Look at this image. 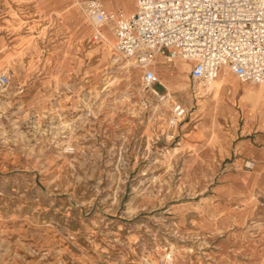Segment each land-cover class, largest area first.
<instances>
[{
    "label": "rangeland",
    "instance_id": "obj_1",
    "mask_svg": "<svg viewBox=\"0 0 264 264\" xmlns=\"http://www.w3.org/2000/svg\"><path fill=\"white\" fill-rule=\"evenodd\" d=\"M85 1L0 0V264H264V192L213 189L246 133L264 135V92L226 68L207 90L155 57L187 110L170 128L136 63L112 61L111 29L92 43Z\"/></svg>",
    "mask_w": 264,
    "mask_h": 264
},
{
    "label": "built area",
    "instance_id": "obj_2",
    "mask_svg": "<svg viewBox=\"0 0 264 264\" xmlns=\"http://www.w3.org/2000/svg\"><path fill=\"white\" fill-rule=\"evenodd\" d=\"M81 5L92 24L91 40L99 41L111 25L118 50L135 60L142 87L159 102L167 90L153 70L155 57L189 63V77L203 86L223 68L242 83L264 84V0H136L129 15L107 12L99 0ZM7 82L0 75V85ZM171 103L168 126L176 128L187 110Z\"/></svg>",
    "mask_w": 264,
    "mask_h": 264
},
{
    "label": "crops",
    "instance_id": "obj_3",
    "mask_svg": "<svg viewBox=\"0 0 264 264\" xmlns=\"http://www.w3.org/2000/svg\"><path fill=\"white\" fill-rule=\"evenodd\" d=\"M40 1L42 2L43 0H40ZM99 1L103 4L104 9L107 12L123 13L124 15H129L135 9L136 0H99ZM77 16L78 15L76 13L69 15L70 18L71 17L76 18ZM69 17L68 15L65 16V18L67 19L65 24L71 27L74 24V21L72 19H69ZM105 27L111 29V25L109 24L106 25ZM90 37H91V32H90ZM114 40H115V37H114ZM92 43H97V42L92 41ZM154 68H155V71L164 70L158 67L157 65ZM224 71H228V70L225 69ZM236 80L240 87L251 85L247 83H242L237 78ZM215 83H216V80L210 87L207 88V90L214 88ZM163 84L165 85V83ZM253 86H256V87H252L251 89H248V92L250 91H254L256 93H259L261 91L264 92V85H262V87L260 84L253 85ZM159 88L160 90H162L161 87ZM250 95L257 96V94L255 93L254 94L251 93ZM257 131L258 130L255 129L253 126L250 132L246 133L245 139L242 140L240 144L242 148H241V153L239 154V158L234 159L233 161L228 163L227 171L221 176L220 182L217 185H215V187L213 188L214 194H215L216 188L220 184L221 185L225 184L227 186V189L223 192L222 197L215 196L217 200H224V201H230V200H235V199L243 200L245 198H249L251 194L264 192V135L257 134ZM206 143L204 145H206ZM241 162H248L250 164V168H247V167L241 168V169L238 168ZM229 212H230L229 214L231 215V218L233 221H239L245 215L244 210H240L239 212H233L229 210ZM260 229L261 230L264 229V224L262 225Z\"/></svg>",
    "mask_w": 264,
    "mask_h": 264
},
{
    "label": "bare ground",
    "instance_id": "obj_4",
    "mask_svg": "<svg viewBox=\"0 0 264 264\" xmlns=\"http://www.w3.org/2000/svg\"><path fill=\"white\" fill-rule=\"evenodd\" d=\"M85 17H86V19L88 20V22H89V24H90V30H91V33H92V24H91V21L87 18V16L85 15V13L84 12H81ZM108 25V24H107ZM105 27V26H104ZM103 29H106V28H103ZM102 29V30H103ZM111 29H112V31H113V35H114V30H113V27L111 26ZM103 32V31H102ZM101 32V38H100V40L99 41H102L103 40V33ZM109 35V34H108ZM110 36V35H109ZM106 37V36H105ZM115 37V36H114ZM97 43H95L96 45H98V41H96ZM113 48L116 50V55H114L113 54V56L111 57V59H112V61L113 62H116V63H118V64H120V62L124 65V66H126V67H130L131 65H134V62H135V60L133 59V58H129V57H126V56H124L119 50H118V48H117V46H116V38H115V45L113 46ZM113 51V50H112ZM111 54H112V52H111ZM156 62H157V58L156 59H153L152 60V63L154 64V66H153V70L155 71V66H156ZM136 63V62H135ZM137 65V64H136ZM138 66V65H137ZM227 70V69H226ZM169 73V76H172V77H178L179 75H180V73H179V70L178 69H173V70H168L167 71V74ZM219 75H220V73L218 74V76H217V78L219 77ZM216 78V79H217ZM215 79V80H216ZM215 80H213L209 85H207V88L208 87H210L213 83H214V81ZM221 81H222V84L223 85H225V86H227L228 85V80L226 79V78H223V79H221ZM162 83V82H161ZM163 84V83H162ZM164 85V84H163ZM261 85V84H260ZM164 87L166 88V90H167V96H166V99L164 100V101H162V102H159L158 101V103H160L161 105H163L164 107H166L167 108V110L170 108V105H171V102H173L174 100H173V97L171 96V94H170V92L168 91V89H167V87L164 85ZM185 90H186V88H187V85H185L184 87H183ZM142 90L144 91V93L145 94H148V95H150V96H154V97H156L151 91H146L143 87H142ZM146 96V95H145ZM156 99H157V97H156ZM158 100V99H157ZM207 101V100H206ZM209 102V101H208ZM210 103H212V102H210ZM187 104V103H186ZM210 106V105H209ZM208 108V107H207ZM214 109H215V106L213 107ZM155 109L156 110H159V108L156 106L155 107ZM203 111H205V105H202V106H199V108H198V110H196V113L198 112V113H200V112H203ZM211 111V110H210ZM210 114V113H209ZM197 115V114H196ZM209 117H210V115H208ZM205 119V118H204ZM205 122H201V125H202V128L204 129L205 127L204 126H206L205 124H204ZM210 123H211V126L214 128V118L212 117L211 118V121H210ZM207 124V123H206ZM195 125V124H194ZM208 126V125H207ZM211 128V127H210ZM213 128H211V130H213ZM200 129V128H199ZM202 130V129H201ZM207 130H205V132H206ZM205 132H204V134H205ZM194 135H195V133H194ZM198 135V134H197ZM196 135V136H197ZM206 135V134H205ZM211 135H213V132H211ZM203 137V136H202ZM209 138V137H208ZM187 140V139H186ZM208 141V140H207ZM197 142V141H196ZM201 142V141H200ZM201 145V144H200ZM184 146H186V145H184ZM200 147H203V146H200ZM182 148V147H181ZM197 150V149H196ZM191 152V151H190ZM195 152V151H194ZM192 159V157H190V156H188L187 158H185L184 159V163L186 164V163H188L190 160Z\"/></svg>",
    "mask_w": 264,
    "mask_h": 264
}]
</instances>
